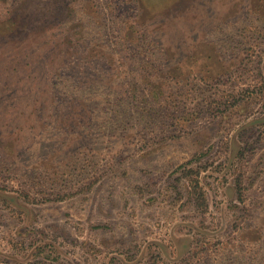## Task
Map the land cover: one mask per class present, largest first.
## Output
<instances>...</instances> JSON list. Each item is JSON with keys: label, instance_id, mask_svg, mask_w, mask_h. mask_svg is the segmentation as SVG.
I'll use <instances>...</instances> for the list:
<instances>
[{"label": "rangeland", "instance_id": "1", "mask_svg": "<svg viewBox=\"0 0 264 264\" xmlns=\"http://www.w3.org/2000/svg\"><path fill=\"white\" fill-rule=\"evenodd\" d=\"M0 264H264V0H0Z\"/></svg>", "mask_w": 264, "mask_h": 264}]
</instances>
